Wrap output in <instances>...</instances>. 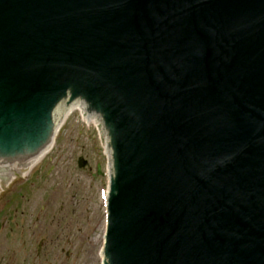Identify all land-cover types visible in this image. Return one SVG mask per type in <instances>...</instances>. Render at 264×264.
<instances>
[{
	"label": "water",
	"instance_id": "95a60500",
	"mask_svg": "<svg viewBox=\"0 0 264 264\" xmlns=\"http://www.w3.org/2000/svg\"><path fill=\"white\" fill-rule=\"evenodd\" d=\"M74 111L103 264H264V0H0V187Z\"/></svg>",
	"mask_w": 264,
	"mask_h": 264
},
{
	"label": "rangeland",
	"instance_id": "374dc122",
	"mask_svg": "<svg viewBox=\"0 0 264 264\" xmlns=\"http://www.w3.org/2000/svg\"><path fill=\"white\" fill-rule=\"evenodd\" d=\"M103 186L93 127L74 112L52 151L0 196V264H102L104 240L89 238L101 235Z\"/></svg>",
	"mask_w": 264,
	"mask_h": 264
},
{
	"label": "bare ground",
	"instance_id": "6f19581e",
	"mask_svg": "<svg viewBox=\"0 0 264 264\" xmlns=\"http://www.w3.org/2000/svg\"><path fill=\"white\" fill-rule=\"evenodd\" d=\"M74 112H75V111H74ZM74 112H71V113L65 114V120H60V129H59V128H54V131H53V138H52L51 143H50L49 151H43V152H42L38 164H39L40 162H42L43 159H44V158H45V157H46V156L52 151V149H53V147H54V145H55V140H56V137H57L59 131L61 130V128L64 126V124L67 122V120L69 119V117H70ZM38 164H37V165H38ZM35 167H36V166L31 167V168H28V170H27L25 176H27V175H28V174H29V173H30ZM25 176H24V177H25ZM10 183H12V182H9L7 185H9Z\"/></svg>",
	"mask_w": 264,
	"mask_h": 264
},
{
	"label": "flooded vegetation",
	"instance_id": "af4514ba",
	"mask_svg": "<svg viewBox=\"0 0 264 264\" xmlns=\"http://www.w3.org/2000/svg\"><path fill=\"white\" fill-rule=\"evenodd\" d=\"M36 222H40V220L39 219H36ZM24 227V226H23Z\"/></svg>",
	"mask_w": 264,
	"mask_h": 264
}]
</instances>
